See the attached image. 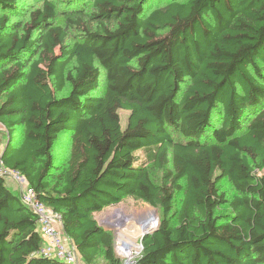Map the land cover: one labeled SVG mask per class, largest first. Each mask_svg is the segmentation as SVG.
Wrapping results in <instances>:
<instances>
[{"label": "trees", "instance_id": "1", "mask_svg": "<svg viewBox=\"0 0 264 264\" xmlns=\"http://www.w3.org/2000/svg\"><path fill=\"white\" fill-rule=\"evenodd\" d=\"M31 1L0 0V162L59 215L82 264H123L99 215L125 197L161 214L134 264H264V0ZM42 242L0 174V264H69L36 255Z\"/></svg>", "mask_w": 264, "mask_h": 264}, {"label": "rangeland", "instance_id": "2", "mask_svg": "<svg viewBox=\"0 0 264 264\" xmlns=\"http://www.w3.org/2000/svg\"><path fill=\"white\" fill-rule=\"evenodd\" d=\"M22 2H25V4H27L28 7L30 8L37 7L40 5L39 2H35L31 0H22ZM14 18L15 17H13L12 20H14ZM22 18L23 20L27 19L25 16H23ZM56 21L57 23H62V17L59 16ZM68 41L70 42V40ZM66 90L67 89H65V91ZM65 91H63L60 94L65 93ZM104 91H105V78L103 71H101L98 87L96 90H94V95L102 96ZM119 115H120L121 125L124 127L127 122L128 111L120 110ZM21 138H22V127L16 126L11 144H13L14 146H18L19 142L21 141ZM7 142H8L7 131L0 124V152L4 149V147H6ZM68 153H69L68 135L60 136L56 141L52 150L53 168L50 173L51 181L54 180L58 172L65 166ZM170 158L171 155L169 153V161ZM168 167L169 168L171 167L170 163L168 164ZM148 170H149V175L153 182L157 184L162 183V170L156 169L153 166H149ZM8 178H10V176L7 177V179ZM218 188L226 195L227 200H229L231 196L235 193V190L233 189L232 185L225 178L219 182ZM182 195H183V190L177 191L175 193V198H174L175 211L178 208ZM228 209H229L228 205L226 204L221 205L217 209V213L219 214V213L227 212ZM152 210L155 212V215L157 217V222L159 224L160 215H161L160 211L157 208H154L150 206L148 203L135 197H125L120 203L112 204L101 210V213L99 215V220L104 227H106L108 230L112 232L114 236V242L120 241L121 243L122 241H125L131 243L132 253L130 255L129 261H131V259L134 261L136 260L137 257L135 255L140 250V246H139L140 238L141 235L143 234L142 232V234L135 236L133 233L136 232L135 229L143 228V226H145L144 224L149 219L144 218L142 215ZM174 219L175 217L173 214V220ZM116 254L122 259L123 262L126 256L124 255L123 257L122 255L117 253V251ZM101 262L102 260L99 257L95 264H100Z\"/></svg>", "mask_w": 264, "mask_h": 264}, {"label": "built area", "instance_id": "3", "mask_svg": "<svg viewBox=\"0 0 264 264\" xmlns=\"http://www.w3.org/2000/svg\"><path fill=\"white\" fill-rule=\"evenodd\" d=\"M0 174L7 177L10 176V178H13L17 182L21 202L37 215L38 230L43 242L36 255L55 257L69 264H82L76 250L73 246L66 245L62 237L63 235L61 236L59 215L37 198L35 190L28 185L25 177L18 171L4 168L1 162ZM118 245L119 241L114 242V249L121 255ZM141 250L140 246V250L135 255L136 257L140 254ZM122 263L125 264L124 260Z\"/></svg>", "mask_w": 264, "mask_h": 264}, {"label": "bare ground", "instance_id": "4", "mask_svg": "<svg viewBox=\"0 0 264 264\" xmlns=\"http://www.w3.org/2000/svg\"><path fill=\"white\" fill-rule=\"evenodd\" d=\"M142 216L144 218L149 219V220L146 221V223L144 224L145 226H143V228L135 229L136 232L133 233L135 236L140 235V234H142V232L144 233L146 230L153 228L154 225L157 223V217H156L155 212L153 210L143 214ZM118 250L123 257H124V255L126 256L124 258L125 264H133L134 263V260H132V259H131V261H129L130 255L132 253L131 243L125 242V241H122L120 243V241H119Z\"/></svg>", "mask_w": 264, "mask_h": 264}, {"label": "crops", "instance_id": "5", "mask_svg": "<svg viewBox=\"0 0 264 264\" xmlns=\"http://www.w3.org/2000/svg\"><path fill=\"white\" fill-rule=\"evenodd\" d=\"M7 184L12 190H16L17 191L19 189V186H18L17 182L13 178H8L7 179ZM59 228L61 230V224L59 225ZM63 238L65 240L66 245L72 246L71 242L68 239H66L64 236H63Z\"/></svg>", "mask_w": 264, "mask_h": 264}, {"label": "water", "instance_id": "6", "mask_svg": "<svg viewBox=\"0 0 264 264\" xmlns=\"http://www.w3.org/2000/svg\"><path fill=\"white\" fill-rule=\"evenodd\" d=\"M104 228H106V227H104ZM157 228H158V222L156 223V225L153 227V228H151V229H149V230H146L142 235H141V238H140V246H141V248H142V240L145 238V237H147L148 235H150V234H152L154 231H156L157 230ZM107 229V228H106Z\"/></svg>", "mask_w": 264, "mask_h": 264}]
</instances>
